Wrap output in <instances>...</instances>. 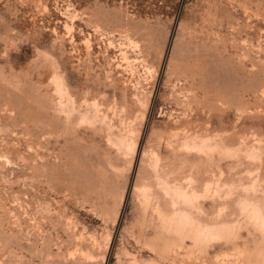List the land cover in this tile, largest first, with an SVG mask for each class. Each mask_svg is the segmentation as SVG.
Here are the masks:
<instances>
[{"label":"rangeland","instance_id":"obj_1","mask_svg":"<svg viewBox=\"0 0 264 264\" xmlns=\"http://www.w3.org/2000/svg\"><path fill=\"white\" fill-rule=\"evenodd\" d=\"M0 264H264V0H0Z\"/></svg>","mask_w":264,"mask_h":264}]
</instances>
